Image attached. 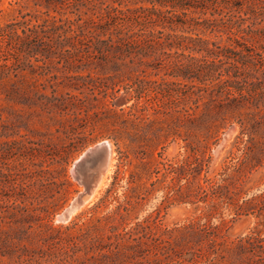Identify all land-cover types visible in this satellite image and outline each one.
Instances as JSON below:
<instances>
[{"label": "rangeland", "instance_id": "374dc122", "mask_svg": "<svg viewBox=\"0 0 264 264\" xmlns=\"http://www.w3.org/2000/svg\"><path fill=\"white\" fill-rule=\"evenodd\" d=\"M72 1L50 16L83 21L109 0ZM37 2L0 0V27L36 24L48 10ZM208 5L178 10L185 24L155 27L167 42L116 62L36 42L15 56L0 81V264H241L239 239L264 236V160L241 179L234 170L243 135L222 88L234 70L220 61L237 41L264 54V8ZM104 140L114 148L104 189L59 220L85 189L75 162Z\"/></svg>", "mask_w": 264, "mask_h": 264}, {"label": "trees", "instance_id": "16d2710c", "mask_svg": "<svg viewBox=\"0 0 264 264\" xmlns=\"http://www.w3.org/2000/svg\"><path fill=\"white\" fill-rule=\"evenodd\" d=\"M38 1L37 5H45L48 10L43 11L40 16L36 15V24L30 25V21H23L0 27V81L6 78L11 65L17 61L15 56L26 46H32L33 42H36L33 51L37 52L38 45L50 47L56 44V48L69 46L74 52L81 50L97 52L103 60L116 62L126 52L131 54L141 45L153 46L167 42L170 36H158L160 32L155 27L162 25L165 28L168 23L185 24V20L178 21L176 18L180 15L187 16L188 13L178 10L190 8L205 10L208 4L215 6V10L238 6L239 9L245 8V13L257 12L260 6L264 8V0H148L153 4L151 7L124 9L121 4L125 0H109L103 8L104 11L99 12L97 17L83 18L82 21L81 18L56 19L49 14L56 0ZM77 1L79 0L72 2L76 4ZM113 3H118V6H114ZM222 3L225 5L221 7ZM157 4L169 5L171 9L164 11ZM163 32L161 31V34ZM105 52L108 53L105 55ZM44 53L49 54L45 51ZM221 56L223 57L220 61L231 63L234 70L233 74L224 81L222 88L234 94L233 98H228L229 104L233 106L230 118H234L240 125L243 135L242 155L234 166L241 179L248 170L262 164L264 160V54L258 52L253 45L237 41L226 53L222 52ZM261 70H263V78L254 73ZM222 118L227 120L228 117ZM237 184L234 186L235 194L240 193ZM239 210H241L240 206ZM202 228L208 229L209 235L213 233L211 226L208 228L205 224ZM125 235L127 233L122 237ZM120 236L121 234L117 233L113 235L116 239ZM134 241L140 239L134 238ZM212 242H215V239ZM146 243L142 241V245ZM137 245H141V242ZM111 246L112 244L103 245L102 248L110 249ZM235 256L241 260V264L264 263V236L261 231L257 230L241 237L236 246Z\"/></svg>", "mask_w": 264, "mask_h": 264}, {"label": "water", "instance_id": "95a60500", "mask_svg": "<svg viewBox=\"0 0 264 264\" xmlns=\"http://www.w3.org/2000/svg\"><path fill=\"white\" fill-rule=\"evenodd\" d=\"M233 131L229 133V136H231ZM111 146L107 140L101 141L96 143L94 146L88 147L78 158V160L75 162L73 170L75 169L77 173V180L80 181L85 189L84 191L80 192L70 203V205L64 210L63 215L65 218H68L75 213L78 209H80L85 203L88 198L91 197L94 190L98 186L100 182V175L99 172H95L91 178H88L85 174L82 175V172L79 171V168L85 167L87 164L91 163L94 156L98 154H102L105 157L110 155ZM75 177V176H74ZM76 210V211H75ZM59 220H64V218L59 216Z\"/></svg>", "mask_w": 264, "mask_h": 264}, {"label": "bare ground", "instance_id": "6f19581e", "mask_svg": "<svg viewBox=\"0 0 264 264\" xmlns=\"http://www.w3.org/2000/svg\"><path fill=\"white\" fill-rule=\"evenodd\" d=\"M107 141L109 142V144L111 146V151H110L109 156L105 157L102 154L101 155L98 154V155L93 157L91 163L87 164L85 167L79 168V171L82 172V175L84 176L86 174L88 178H91V176H93V174H95V172H99V175H100V182H99L98 186L94 190L91 197L88 198V200H86V202H92L95 198H97L100 191L102 189H104L103 187L106 185L108 175L112 169L113 162H114V148H113L112 142L110 140H107ZM92 146H94V145H92ZM73 175L75 176V178H77V173H76L75 169L73 170ZM61 217L64 218V220L68 219V218H65L63 213L61 214Z\"/></svg>", "mask_w": 264, "mask_h": 264}]
</instances>
